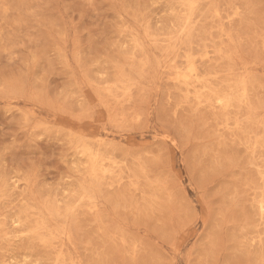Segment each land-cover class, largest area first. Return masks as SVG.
I'll return each instance as SVG.
<instances>
[{
  "label": "rangeland",
  "instance_id": "rangeland-1",
  "mask_svg": "<svg viewBox=\"0 0 264 264\" xmlns=\"http://www.w3.org/2000/svg\"><path fill=\"white\" fill-rule=\"evenodd\" d=\"M0 264H264V0H0Z\"/></svg>",
  "mask_w": 264,
  "mask_h": 264
},
{
  "label": "bare ground",
  "instance_id": "bare-ground-1",
  "mask_svg": "<svg viewBox=\"0 0 264 264\" xmlns=\"http://www.w3.org/2000/svg\"><path fill=\"white\" fill-rule=\"evenodd\" d=\"M93 164V163H92Z\"/></svg>",
  "mask_w": 264,
  "mask_h": 264
}]
</instances>
